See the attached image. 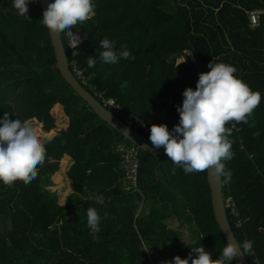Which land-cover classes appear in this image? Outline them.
<instances>
[{"label":"trees","instance_id":"1","mask_svg":"<svg viewBox=\"0 0 264 264\" xmlns=\"http://www.w3.org/2000/svg\"><path fill=\"white\" fill-rule=\"evenodd\" d=\"M94 3L92 18L73 26L86 35L83 44L71 49L66 31L63 40L78 80L82 70L90 80L84 86L114 98L124 114L149 126L165 114L171 129L179 122L184 89H195L212 60L235 66V75L261 93L247 123L225 125L232 129L234 155L222 161L231 178H222L236 238L253 241L245 253L250 264H264V0ZM255 11L260 21L252 27ZM42 14L39 0L28 5L31 19L18 15L12 0H0V116L9 112L10 119L29 121L47 141L33 181L0 182V264H166L176 255H197L192 248L199 245L216 259L226 236L207 170L186 175L167 155L142 150L102 120L62 76ZM104 37L117 49L125 46L130 58L101 63ZM187 52L195 60L177 64ZM89 57L97 59L95 67H88ZM133 148L139 169L134 190L126 189L124 168V153ZM60 182L70 188L64 202ZM90 207L101 217L95 234L87 225ZM172 218L181 228L168 225Z\"/></svg>","mask_w":264,"mask_h":264},{"label":"clouds","instance_id":"2","mask_svg":"<svg viewBox=\"0 0 264 264\" xmlns=\"http://www.w3.org/2000/svg\"><path fill=\"white\" fill-rule=\"evenodd\" d=\"M32 2L34 0H12L18 15L29 19L28 5ZM94 14V0H49L41 23L53 32H73V26L91 19ZM79 43L80 40L72 47ZM115 43L107 37L99 40L103 49L99 53L101 63L116 64L130 58L127 48L122 45L117 49ZM96 63V58H88L89 68ZM208 67L210 71L199 74L195 89L190 86L184 89L182 104L177 105L179 122L171 129L166 123L152 124L149 140L153 149L163 146L172 163L181 167L186 175L211 170L229 180L231 172L225 171L222 161L231 160L234 153L229 139L232 129L225 125L231 121L247 123L261 102V93L235 75L237 69L231 64L212 60ZM46 142L29 121L10 119L9 112H4L0 116V182L11 186L17 180L26 184L33 181L38 165L44 162ZM100 221L98 212L88 208L87 225L92 234L100 231ZM252 246L251 240L241 243L226 238V245L216 259L199 245L192 248L197 255L189 253L183 259L176 255L166 264H189L190 260L191 264H233L237 256H244Z\"/></svg>","mask_w":264,"mask_h":264},{"label":"water","instance_id":"3","mask_svg":"<svg viewBox=\"0 0 264 264\" xmlns=\"http://www.w3.org/2000/svg\"><path fill=\"white\" fill-rule=\"evenodd\" d=\"M39 3L42 10L44 11L49 3V0H39ZM49 32L62 76L72 86L76 93L81 96L89 104V106L92 107L95 113L111 127L121 133L127 140L136 144L142 150L157 156L166 155L163 146H161L159 149L151 148V142L147 136L133 128L131 125L127 124L111 109L105 107L102 102L78 80L71 69V63L69 61L64 44L62 31L58 33L49 30ZM207 172L208 181L212 192L213 209L216 220L219 223L226 238L237 240L225 207L223 178L218 177L211 170H207ZM235 262L236 264H250L246 255L237 256Z\"/></svg>","mask_w":264,"mask_h":264},{"label":"built area","instance_id":"4","mask_svg":"<svg viewBox=\"0 0 264 264\" xmlns=\"http://www.w3.org/2000/svg\"><path fill=\"white\" fill-rule=\"evenodd\" d=\"M250 20L252 23V26H258L260 21V15L259 11L251 12L250 14ZM73 32L67 31L66 36L68 39V44L71 49L76 50L78 46H80L83 41L84 37L83 35L76 31L74 28H72ZM80 40V43L77 47H72L77 43V41ZM76 67V66H75ZM78 77L82 80L83 85H88L90 83V80L88 76L84 74L82 70H77ZM97 94V95H96ZM95 96L99 97V100L102 102V104L111 109L116 115H118L123 121H125L129 125H134V128L138 131H143V134L145 136H149L150 129L146 128L144 123L141 121L139 117H135L133 115H126L123 112L122 107L116 102L114 98H106L101 94H98L95 92ZM125 162H124V168L126 169V175L127 179L125 180V186L126 184L128 187L126 189H137L138 188V180H139V169H138V148H133L124 153ZM226 207H232L231 198L227 199L225 201ZM236 216H238L237 210L235 208L233 209ZM242 225V221H238V226Z\"/></svg>","mask_w":264,"mask_h":264},{"label":"rangeland","instance_id":"5","mask_svg":"<svg viewBox=\"0 0 264 264\" xmlns=\"http://www.w3.org/2000/svg\"><path fill=\"white\" fill-rule=\"evenodd\" d=\"M190 56H192V54L190 52H187L186 53V56L182 57V58H179L178 61H177V64H181V63H184V62H187L190 60ZM193 60L194 57L192 56ZM191 58V59H192ZM162 163H165V160H162ZM62 183V182H60ZM59 192H60V196H61V200L64 202L66 201L67 199V195L70 193V188H69V184L68 182H63L62 184H59ZM226 201V200H224ZM225 207H226V204H225ZM226 210H227V207H226ZM168 225L171 227V228H174V229H178V228H181L179 223H178V220L177 218H172L169 222H168ZM186 228V227H185ZM184 237L182 238V242L184 244H187L189 242V233L186 229H184Z\"/></svg>","mask_w":264,"mask_h":264},{"label":"crops","instance_id":"6","mask_svg":"<svg viewBox=\"0 0 264 264\" xmlns=\"http://www.w3.org/2000/svg\"><path fill=\"white\" fill-rule=\"evenodd\" d=\"M251 26H252V23H251ZM252 27H254V26H252ZM139 118L144 123L145 127L150 129L151 126H149L148 123H146V121L142 117H139ZM159 121H160V123H164L165 122V114H160L159 115ZM131 126L134 128V125H131ZM140 132L143 133V131H140Z\"/></svg>","mask_w":264,"mask_h":264},{"label":"bare ground","instance_id":"7","mask_svg":"<svg viewBox=\"0 0 264 264\" xmlns=\"http://www.w3.org/2000/svg\"><path fill=\"white\" fill-rule=\"evenodd\" d=\"M75 29V28H74ZM76 30V29H75ZM67 32V31H66ZM66 32H65V36H66ZM82 35H83V37H84V40H85V37H86V35L85 34H83V33H81ZM66 39H67V36H66ZM84 42V41H83ZM67 43H68V39H67ZM65 44V43H64ZM83 44V43H82ZM69 45V44H68Z\"/></svg>","mask_w":264,"mask_h":264}]
</instances>
